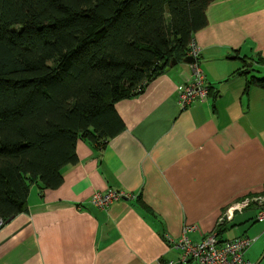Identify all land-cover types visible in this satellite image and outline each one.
I'll return each instance as SVG.
<instances>
[{"label":"crops","instance_id":"obj_1","mask_svg":"<svg viewBox=\"0 0 264 264\" xmlns=\"http://www.w3.org/2000/svg\"><path fill=\"white\" fill-rule=\"evenodd\" d=\"M207 16L194 42L208 102L181 108L185 59L116 103L125 131L102 145L80 139L63 184L31 188L28 213L0 231V264H163L181 257L170 240L212 233L256 239L245 259L264 264V89L246 88L264 79V0H217ZM109 190L136 198L90 203Z\"/></svg>","mask_w":264,"mask_h":264},{"label":"trees","instance_id":"obj_2","mask_svg":"<svg viewBox=\"0 0 264 264\" xmlns=\"http://www.w3.org/2000/svg\"><path fill=\"white\" fill-rule=\"evenodd\" d=\"M215 1L0 0L5 223L28 213L35 184H63L80 139L102 145L125 131L116 103L187 59ZM252 87L264 89V79L252 78Z\"/></svg>","mask_w":264,"mask_h":264},{"label":"built area","instance_id":"obj_3","mask_svg":"<svg viewBox=\"0 0 264 264\" xmlns=\"http://www.w3.org/2000/svg\"><path fill=\"white\" fill-rule=\"evenodd\" d=\"M201 56V48L193 41L187 52V58L194 60V63L190 65L191 76L184 82L179 92L182 109H187L194 104L206 103L210 99L212 89L202 69ZM134 198H136L135 195L109 190L105 193H95L90 203L97 208L108 209L115 202ZM256 202L258 204L257 221L264 223V197L257 199ZM4 226L5 221L0 217V231ZM255 242L256 239L237 238L221 243L215 233L200 243H194L185 237L178 242L170 240V246L180 251L181 257L163 264H250L245 259V255Z\"/></svg>","mask_w":264,"mask_h":264},{"label":"water","instance_id":"obj_4","mask_svg":"<svg viewBox=\"0 0 264 264\" xmlns=\"http://www.w3.org/2000/svg\"><path fill=\"white\" fill-rule=\"evenodd\" d=\"M185 63L191 65V64L194 63V60L191 59V58H187V59L185 60ZM177 64H178V62H177L176 60L172 61L170 67H168V68L166 69V72L170 71L173 67L177 66ZM158 76H160V74H158Z\"/></svg>","mask_w":264,"mask_h":264},{"label":"rangeland","instance_id":"obj_5","mask_svg":"<svg viewBox=\"0 0 264 264\" xmlns=\"http://www.w3.org/2000/svg\"><path fill=\"white\" fill-rule=\"evenodd\" d=\"M256 73H257L258 78H260V79L264 78V77H262L263 74H261V73H263V71L259 70V71H256Z\"/></svg>","mask_w":264,"mask_h":264}]
</instances>
